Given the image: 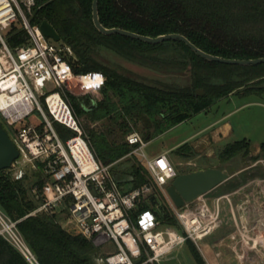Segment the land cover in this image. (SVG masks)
<instances>
[{
  "label": "trees",
  "instance_id": "16d2710c",
  "mask_svg": "<svg viewBox=\"0 0 264 264\" xmlns=\"http://www.w3.org/2000/svg\"><path fill=\"white\" fill-rule=\"evenodd\" d=\"M92 1L36 0L31 21L41 23L46 19L53 25L61 44L73 50V55L66 59L75 73L103 74L101 98L67 91L66 99L78 118L88 120L81 125L97 157L104 164H112V174L127 175L119 182L115 180L117 183L128 188L153 185V191L138 208H151L163 224L175 226L177 219L165 194L147 167L130 154L133 146L126 135L133 131V126H140L144 139L149 140L231 93L263 94L264 62L222 63L202 57L179 39L150 43L118 33L103 34L93 23ZM98 13L106 27H121L150 36L178 32L202 50L227 58L264 56V0H98ZM6 38L12 48L28 42L26 30L19 25H13ZM99 46L161 75L138 74L102 55ZM197 88L204 93H196ZM89 121L101 122V126H91ZM53 125L63 139L76 133L58 121ZM251 151L252 143L246 138L229 142L218 152L220 166L227 168V161L246 157ZM175 152L189 158L194 149L184 143ZM125 157L132 163L116 167ZM257 157H264V141L253 156ZM35 185L43 186L37 169L25 171L20 178H15L10 168L0 171V209L16 221L38 262L97 264L98 248L90 239L65 229L59 214L30 213L39 204V198L32 192ZM186 242L197 264H206L193 241ZM0 264L30 263L0 234Z\"/></svg>",
  "mask_w": 264,
  "mask_h": 264
},
{
  "label": "built area",
  "instance_id": "2783aa9c",
  "mask_svg": "<svg viewBox=\"0 0 264 264\" xmlns=\"http://www.w3.org/2000/svg\"><path fill=\"white\" fill-rule=\"evenodd\" d=\"M35 3L36 0H0V121L19 150L10 170L14 169L13 176L20 178L25 173L24 165H30L40 171L43 179L41 188H32L39 204L30 213L69 215L74 222L73 232L104 250L96 254L97 264H155L188 239L197 243L212 233L220 222L219 198L210 205L201 195L192 207L189 203L176 207L171 202L180 224L173 226L163 224L153 209L138 208L153 191L152 184L128 188L115 181L112 164H104L97 157L66 99L72 85L81 86L87 93L99 92L104 76L100 72L73 71L66 59L73 55L72 48L56 45L44 35L40 23H32ZM16 24L26 30L28 42L12 48L6 34ZM93 74L101 76L96 87L83 81V77ZM46 84L50 89H44ZM33 111L41 116L40 125L16 126ZM54 121L76 133L63 139ZM126 140L133 146L130 154L147 167L167 196L166 187L179 174L168 154L148 155L144 150L148 140L136 130L129 132ZM0 234L30 264H40L16 221L1 209ZM107 242L113 251L104 247Z\"/></svg>",
  "mask_w": 264,
  "mask_h": 264
},
{
  "label": "rangeland",
  "instance_id": "374dc122",
  "mask_svg": "<svg viewBox=\"0 0 264 264\" xmlns=\"http://www.w3.org/2000/svg\"><path fill=\"white\" fill-rule=\"evenodd\" d=\"M16 25L20 26V24ZM50 40L56 45L62 43L61 40L56 41L52 38ZM98 51L138 74L156 77L161 75L151 68L129 61L103 46H99ZM44 89H50V86L46 84ZM70 92L78 95L87 93L78 85H72ZM89 94L95 99L101 98L100 91ZM247 100H256V102L246 103ZM243 103H246L244 108L234 112L230 117L235 131L228 141L232 142L236 138L248 137L251 139L252 151L246 157L238 156L227 161L225 166L231 170V177L224 181L220 187L216 186L215 191L204 195L210 205L215 196L221 197L219 202L222 226L218 225L212 233L196 244L197 248L200 246L209 260L213 256L214 264H264V157L253 158L259 152L257 146L264 141V93L261 95L251 94L244 98L239 94H233L230 100L222 98L209 109L190 116L172 131L149 139L144 149L148 155L167 153L180 173L194 170L197 166L206 167L209 164L207 158L218 157L219 150L226 143L224 141L220 144L214 141L211 135L212 127L209 126L210 121L221 116L222 112H228ZM79 119L81 123L88 122L85 117ZM41 123V116L37 111H33L16 126L40 125ZM89 124L101 126V122L90 123L89 121ZM133 130L138 131L141 135L144 132L140 126L139 128L133 126ZM194 132H196L192 139L196 144L194 154L186 158L176 153L175 150L179 146H176L175 143ZM131 163L132 161L125 157L117 163L116 167H127ZM24 166L27 172L34 170L30 165ZM13 171L14 169L11 172ZM115 177L117 180H121L125 179L127 175L118 172ZM166 200L171 206L172 201L168 194ZM195 201L189 203V206L192 207ZM157 210L163 212L159 208ZM59 221L65 229L73 232L74 222L69 215L61 213ZM181 246L174 248L155 264H197L187 243L185 242ZM104 247L114 250L110 242H107ZM200 248L199 250H201ZM98 250L101 254L104 253L102 247H98Z\"/></svg>",
  "mask_w": 264,
  "mask_h": 264
},
{
  "label": "water",
  "instance_id": "95a60500",
  "mask_svg": "<svg viewBox=\"0 0 264 264\" xmlns=\"http://www.w3.org/2000/svg\"><path fill=\"white\" fill-rule=\"evenodd\" d=\"M92 20L95 27L103 34L118 33L121 35L133 37L142 41L150 43H159L169 39H179L185 42L193 51L208 60H214L228 64H258L264 62V56L257 58H227L220 55H215L206 52L195 45L188 37L178 32L165 33L157 36H150L140 34L121 27H106L99 18L98 0L92 1ZM40 28L46 37L52 38L56 41L60 40V35L55 30L53 25L46 19L40 23ZM196 93L203 94L204 90L196 89ZM149 136H147L148 138ZM19 150L9 136V133L2 121H0V171L8 169L12 163L18 158ZM209 164L206 167L196 168L187 172L179 173L166 187L167 194L176 207H183L187 203L195 201L201 195H204L214 189L222 182L231 177L228 168H222L221 160L218 157L210 156L208 158ZM115 175L113 174V177ZM116 181V177H114ZM177 225L180 226L179 222ZM136 259L135 262H138Z\"/></svg>",
  "mask_w": 264,
  "mask_h": 264
},
{
  "label": "crops",
  "instance_id": "0c3cea01",
  "mask_svg": "<svg viewBox=\"0 0 264 264\" xmlns=\"http://www.w3.org/2000/svg\"><path fill=\"white\" fill-rule=\"evenodd\" d=\"M233 94H235V93H231V94H229L228 96H226V97H224V100H230L231 99V95H233ZM240 95V94H239ZM251 94H248V95H240V97H243L244 98V96H250ZM250 102H256V100L254 101V100H247L246 101V103H250ZM246 103H243V104H239L235 109H232V110H230V111H228V112H222V115L221 116H219L218 118H215V119H213L212 121H210V125L209 126H211L212 128V130H211V135L213 136V139H214V141H216V142H219L220 144H221V142H226L224 145H223V147L227 144V143H229V142H231V141H228V139L230 138V136H232V135H234V131H235V128H234V124H233V122L231 121V119H230V117H231V115L234 113V112H236V111H239V110H241V109H243L244 108V106H245V104ZM183 122V121H182ZM182 122H180V123H178L177 125H175V126H173L172 128H170V129H168L167 131H165L164 133H168L169 131H172L176 126H178V125H180ZM164 133H162V134H164ZM195 134H196V132H194V133H191L190 135H188V136H185L184 138H182L180 141H177L175 144H176V146H180V145H182L183 143H185V142H188L192 147H193V149L196 147V144L193 142V138L195 137ZM243 138H246V139H248V140H250L251 141V139H249L248 137H243ZM239 139H242V138H236V139H234V140H239ZM233 140V141H234ZM232 141V142H233ZM260 149V145H258L257 146V150H259ZM222 183H224V182H222ZM222 183L221 184H219L218 185V187H220L221 185H222ZM215 189H217V187H215L214 189H212L211 191H209V192H213V191H215ZM205 195V194H204ZM205 197V196H204ZM217 197L218 196H215L214 198H213V203L215 202V200L217 199ZM219 198H221V197H219ZM206 199V198H205ZM220 201V200H219ZM213 203L211 204V205H213ZM219 206H220V202H219ZM220 211H221V206H220ZM219 226H222V217L220 218V222H219ZM208 236V235H207ZM205 238V237H204ZM203 238V239H204ZM211 241V240H210ZM187 243V242H186ZM195 245L196 244H198V242L197 243H195V242H193ZM187 245L189 246V244L187 243ZM199 246V245H198ZM182 247V246H181ZM189 248H190V246H189ZM199 248H200V246L198 247V250H199ZM201 249V248H200ZM191 250V249H190ZM200 251V253H201V255L203 256V258L205 259V261H206V264H214V261H215V259L213 258V256H212V258L209 260L208 258H207V256H206V254L203 252V250L201 249V250H199ZM192 253V252H191ZM221 262H222V259H221Z\"/></svg>",
  "mask_w": 264,
  "mask_h": 264
},
{
  "label": "bare ground",
  "instance_id": "6f19581e",
  "mask_svg": "<svg viewBox=\"0 0 264 264\" xmlns=\"http://www.w3.org/2000/svg\"><path fill=\"white\" fill-rule=\"evenodd\" d=\"M101 79L100 74H93L91 76L83 77V81L93 84L95 87L97 86L98 81Z\"/></svg>",
  "mask_w": 264,
  "mask_h": 264
}]
</instances>
